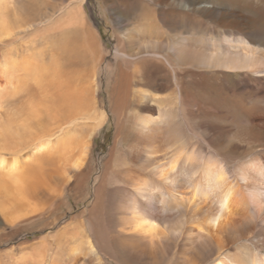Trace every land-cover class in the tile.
I'll list each match as a JSON object with an SVG mask.
<instances>
[{
	"label": "bare ground",
	"instance_id": "obj_1",
	"mask_svg": "<svg viewBox=\"0 0 264 264\" xmlns=\"http://www.w3.org/2000/svg\"><path fill=\"white\" fill-rule=\"evenodd\" d=\"M48 1L0 0V234L81 211L0 264H264V0Z\"/></svg>",
	"mask_w": 264,
	"mask_h": 264
},
{
	"label": "rangeland",
	"instance_id": "obj_2",
	"mask_svg": "<svg viewBox=\"0 0 264 264\" xmlns=\"http://www.w3.org/2000/svg\"><path fill=\"white\" fill-rule=\"evenodd\" d=\"M60 1L62 2L63 0H49L48 2L50 5L55 6L56 4L57 5L60 4L61 3ZM251 1H257L259 3V0H251ZM100 3H101V0H84L83 9H84V12L86 13V15L88 16L89 20L93 19V21H95L96 32H97L98 36L101 38L103 45L108 47L109 43H110L109 36L111 34V28H110L111 25L109 24L110 15L104 10V8L102 7V5ZM215 30L213 29V31H215ZM217 31H220V30L217 29ZM217 31H215V32H217ZM48 58H49V56H48ZM112 141H113V125L112 124H111V126L108 125L106 128L104 127L102 129H100L92 141L91 155H92L93 161L91 162L92 168L89 170V174H91V173L92 174L91 175L88 174L86 177L87 183H86V187H85V197H86V195H87V197L85 198V201L83 202V204H85L86 206L90 205L91 204L90 202L93 200L92 199L93 198L92 193H93V189H94L93 186H95V184H96L94 179L96 178V175L98 173L97 170L99 169V162L97 161V156H98V154L105 156L107 154L108 149L112 145ZM198 142L201 144V142H202L201 138H198ZM93 163H94V165H93ZM89 177L91 178V181H90ZM107 195H109V194H107ZM90 197H91V199H90ZM66 207H68V205L61 208L62 214H59V215H63V213H64V216L59 217L57 220L52 222L53 223L52 225H50L46 228H37L34 230H30V231H23L21 233H20L21 230L17 231L16 228H6L0 234V236H1L0 237V239H1L0 240V253H2V255H4V256H9L10 255V254H8L9 252H12L13 253L12 255L18 254V250L15 249V247L17 245H19L20 243L26 242V241L37 240L40 237L54 233L60 226H62L64 223H66L68 221L70 216L78 215V212L81 211L80 208L72 207L73 212L71 214L65 215V211L67 210ZM2 249H3V251H2Z\"/></svg>",
	"mask_w": 264,
	"mask_h": 264
}]
</instances>
